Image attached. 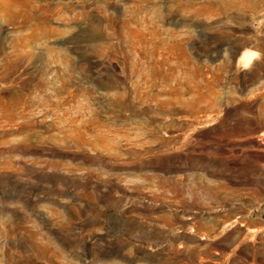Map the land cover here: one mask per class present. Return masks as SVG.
Wrapping results in <instances>:
<instances>
[{"label":"rangeland","instance_id":"1","mask_svg":"<svg viewBox=\"0 0 264 264\" xmlns=\"http://www.w3.org/2000/svg\"><path fill=\"white\" fill-rule=\"evenodd\" d=\"M0 264H264V0H0Z\"/></svg>","mask_w":264,"mask_h":264},{"label":"water","instance_id":"2","mask_svg":"<svg viewBox=\"0 0 264 264\" xmlns=\"http://www.w3.org/2000/svg\"><path fill=\"white\" fill-rule=\"evenodd\" d=\"M262 55V52L256 48L246 47L239 56V62L244 68H249Z\"/></svg>","mask_w":264,"mask_h":264}]
</instances>
